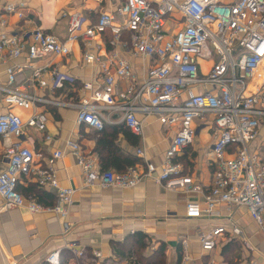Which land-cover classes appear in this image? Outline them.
<instances>
[{"label":"built area","instance_id":"2783aa9c","mask_svg":"<svg viewBox=\"0 0 264 264\" xmlns=\"http://www.w3.org/2000/svg\"><path fill=\"white\" fill-rule=\"evenodd\" d=\"M24 7V2L0 0V28L8 26L12 15L22 18ZM62 15L68 18L64 40L41 28L20 34L0 32V66H6L0 101L8 107L33 109L27 121L12 111L0 110V138L5 150L0 210L22 207L32 214L66 216L74 203L75 189L62 187L54 170L55 161L64 152L52 151L47 167L36 168L40 154L23 140L27 128L47 129L44 105L49 104L75 108L79 124L99 130L112 121L106 113L115 112L121 113L126 126L137 135L144 132L139 112L175 129L161 167L146 159L145 170L139 166L124 171L97 170L93 160L81 154L79 144L68 140L67 146L84 170L85 186L127 189L142 179H153L169 190L203 194V200L187 202L188 218L221 216L218 208L223 204L244 206L264 231V162L249 150L264 120V0H125L117 12L103 11L85 28L80 11ZM167 20L173 29L166 26ZM76 43L82 45L84 64L99 67V78L82 82L85 95L78 102L40 96L39 88L62 89L66 82L75 80L53 63L38 66L35 61L66 57ZM25 55L27 64L9 63ZM131 58L139 59L141 76ZM24 68L32 71L31 85L18 82L17 74ZM122 81L127 83L123 89ZM209 117L216 166L211 187L205 192L201 183L184 173L177 157L193 143L194 121ZM138 154L145 157L143 149ZM30 174L39 186L57 189L54 206L27 199L19 191L22 177ZM231 214L223 224L199 232L202 252L214 250L224 236L243 237ZM101 255L96 252V256ZM190 256L189 243L183 240L181 264H188ZM46 259L59 264V251Z\"/></svg>","mask_w":264,"mask_h":264},{"label":"crops","instance_id":"0c3cea01","mask_svg":"<svg viewBox=\"0 0 264 264\" xmlns=\"http://www.w3.org/2000/svg\"><path fill=\"white\" fill-rule=\"evenodd\" d=\"M24 2V16L12 15L8 26L0 28L20 34L26 30L41 28L64 40L68 34V18L65 11H80L87 27L96 22L103 11L117 12L125 0H6ZM106 49L109 50L107 38ZM126 54V51L121 50ZM136 73L141 76L139 59L131 58ZM9 63L27 64L26 55ZM38 66L53 63L54 66L77 81L62 89L39 88L42 97L78 102L85 95L82 82L98 79L99 67L88 66L82 60V45L74 44L72 52L66 57L45 58L35 61ZM5 65L0 66V81L5 79ZM32 71L24 68L17 74L18 82L31 85ZM127 83L120 82L123 89ZM0 101V110L12 111L24 121L31 116L33 109L8 107ZM48 124L45 131L27 128L23 140L25 144L40 154L35 167H47V159L52 151L62 150L64 156L54 163V170L62 187L75 189L74 203L66 216L57 213L32 214L27 208L0 210V264H50L48 255L59 251V264H131L130 251L134 252L130 238L136 233L148 236L149 246L146 256L158 249L161 243L166 246L165 264H181L183 259V240L189 243L190 260L188 264H227L222 251L228 241L235 239L241 245L239 264L264 262V231L258 227L248 209L244 206L229 207L220 205L221 216L207 218H188V201L203 200V194L188 193L182 190H169L153 179H142L132 188L87 187L84 183V170L79 158L67 146L72 140L80 146L83 156L91 158L95 168L100 171H123L129 162L145 170L146 159L161 167L166 150L175 134L174 127L162 125L155 116L139 112L137 117L143 122V134L137 135L126 126L120 112L110 115L112 121L99 130L77 121V110L71 107L44 105ZM211 119L195 120L196 129L193 143L186 152L177 157L184 165V173L194 177L209 191L215 170ZM47 136H51L48 139ZM145 151V157L138 150ZM252 154H258L264 162V120L259 133L250 144ZM4 145L0 138V172L5 168ZM119 166V167H118ZM122 169V170H121ZM19 191L27 198L45 206H54L57 189L38 185L35 175L23 176ZM2 200L0 198V207ZM232 212V214H231ZM231 214L239 224L243 237L224 236L209 253L202 252L199 232L227 221ZM69 227V230L66 228ZM79 251L82 255H79ZM101 252V256H96ZM250 260V263L248 261Z\"/></svg>","mask_w":264,"mask_h":264},{"label":"trees","instance_id":"16d2710c","mask_svg":"<svg viewBox=\"0 0 264 264\" xmlns=\"http://www.w3.org/2000/svg\"><path fill=\"white\" fill-rule=\"evenodd\" d=\"M78 84L77 81L73 83L66 82V86H71L72 84ZM129 166H136L135 162H129ZM119 167V166H118ZM122 170V169H121ZM124 171V170H123ZM130 244L133 245V251L129 253V259L131 264H165L166 262V246L165 243H161L157 250L152 252L150 255L146 256L144 251L149 246L148 236L143 233H136L130 238ZM241 245L240 243L232 239L223 248V255L225 256V261L227 264H239V259L241 258Z\"/></svg>","mask_w":264,"mask_h":264},{"label":"rangeland","instance_id":"374dc122","mask_svg":"<svg viewBox=\"0 0 264 264\" xmlns=\"http://www.w3.org/2000/svg\"><path fill=\"white\" fill-rule=\"evenodd\" d=\"M166 26H170L172 27V29L174 28V26L171 24V21L170 20H167V23H166ZM180 27H182V24L176 28V30H178ZM258 225V224H257ZM259 227V226H258ZM260 228V227H259ZM248 263H250V260L248 261Z\"/></svg>","mask_w":264,"mask_h":264}]
</instances>
